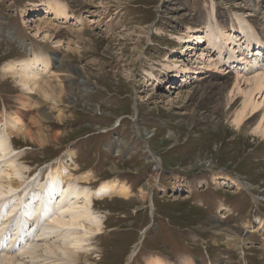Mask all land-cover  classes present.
I'll return each mask as SVG.
<instances>
[{
	"label": "rangeland",
	"instance_id": "1",
	"mask_svg": "<svg viewBox=\"0 0 264 264\" xmlns=\"http://www.w3.org/2000/svg\"><path fill=\"white\" fill-rule=\"evenodd\" d=\"M68 1L0 0V118L30 106L21 125L32 140L12 138L29 179L61 161L94 191L109 181L129 189L94 196L103 232L81 264H264L254 219L264 218V131L252 132L264 127V90L251 92L264 73V0ZM189 26L197 31L184 42ZM33 55L60 74L26 95L2 67ZM204 76L222 79L209 110L194 88ZM246 92L258 105L241 130ZM238 180L254 187L237 190Z\"/></svg>",
	"mask_w": 264,
	"mask_h": 264
},
{
	"label": "bare ground",
	"instance_id": "2",
	"mask_svg": "<svg viewBox=\"0 0 264 264\" xmlns=\"http://www.w3.org/2000/svg\"><path fill=\"white\" fill-rule=\"evenodd\" d=\"M68 2L75 3V0ZM54 12L56 15H64L60 10H55ZM187 29L184 42L192 40L193 36L190 33L197 31V28L194 26H189ZM75 31L77 32V30ZM206 36L210 37V42H216V38L212 36V33H206ZM219 36L227 42L233 39V37H230V34H226L225 31L221 30L219 31ZM197 41L202 42V38L199 37ZM259 43L257 41L256 44ZM248 46L250 47L251 45L247 44ZM255 48L259 49V47ZM200 54V57H205L207 53L204 54L202 52ZM2 69L6 75L16 79L17 85L22 88L26 95H32L39 89V83L42 80L41 76L46 72L49 74L48 77L56 78L60 74L58 71L50 70V63L46 59H39L35 55L28 60L9 62ZM198 73L202 75L206 72L196 71V74ZM206 77L198 78L197 81L201 85H196L194 88L200 91L201 101L197 103L201 109L209 110L208 104L214 101L222 79L220 77L217 79L212 77L208 79L209 77ZM252 78L253 88L251 92L254 91L255 93L256 91V93H261L264 90V73L257 72L255 76L253 74ZM44 80L43 83L46 81ZM247 93L242 102L241 113L238 111L234 116V122L238 127H240L239 124L248 113V108L252 112L258 105V102H255L254 98H252L253 93ZM23 102L21 104L23 110L16 114L19 120H11L6 115L5 118H0V264H81V262L87 261L90 252H92L91 241L93 238L103 232L101 216L97 215L94 211V196L104 193H116L127 198L129 189L114 181H109L102 183L94 191L90 187L80 185L77 176L75 177L73 173L65 169L61 161L50 167L44 180L40 179L39 175H35L31 179L26 177L28 167L23 160L25 157L22 156V153L15 151V144L12 139L16 138L15 136L19 134H24L29 141L32 140L31 133L25 128L26 124L25 126L21 125V121L26 118V109L30 111V106L28 108L25 101ZM30 102H32V98ZM39 103L36 102L34 107H37ZM240 129L242 130V127ZM263 131L264 127L252 129V132L256 135H263ZM66 154V158H70L72 155L70 152ZM149 184H145L140 189V198L143 201ZM235 184L237 190H249L254 187L253 184L241 182L240 180ZM34 186L36 187L34 188ZM262 198L253 195L254 202L256 203ZM254 219L257 220V227L255 228L262 229L264 218L255 216ZM249 231H253L252 226H250ZM234 239L228 235L225 241L232 244L230 241ZM137 248L138 246H136L134 251L132 250L130 259H132L135 250L137 253ZM236 249L239 253H242V250H244L238 244V241ZM148 264L163 263L157 257L153 261L148 262Z\"/></svg>",
	"mask_w": 264,
	"mask_h": 264
}]
</instances>
